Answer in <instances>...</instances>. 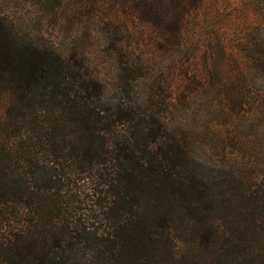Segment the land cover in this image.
Masks as SVG:
<instances>
[{"label":"trees","instance_id":"1","mask_svg":"<svg viewBox=\"0 0 264 264\" xmlns=\"http://www.w3.org/2000/svg\"><path fill=\"white\" fill-rule=\"evenodd\" d=\"M65 1L38 4L54 18ZM124 1L180 48L203 2ZM245 3L258 22L242 77L211 67L219 105L200 97L196 131L125 50L109 85L0 15V264H264V0ZM208 41L210 62H227L224 39Z\"/></svg>","mask_w":264,"mask_h":264},{"label":"rangeland","instance_id":"2","mask_svg":"<svg viewBox=\"0 0 264 264\" xmlns=\"http://www.w3.org/2000/svg\"><path fill=\"white\" fill-rule=\"evenodd\" d=\"M128 5L124 0H67L53 18L44 16L38 0H0V15L20 33L51 45L63 57L77 56L94 78L109 85L117 80L118 67L124 65V60L120 62L118 58L122 55L120 51L125 50L142 64V83L158 86L160 95H163L161 87L168 83L175 123L193 131L202 130L201 123L208 121V113L197 107L200 97L219 105L210 98L211 90H206L211 67L216 66L220 79L240 81L242 69L237 63L243 35L248 24L258 22L257 16L245 0H203L182 31L183 48H180L159 41L160 34L135 17ZM217 37L224 39L229 53L227 62L219 64L210 62L208 57V40ZM189 82H196L198 87L189 94L192 99L188 104L179 99L188 94ZM7 230L0 224V236ZM182 246L190 260L195 246L188 242Z\"/></svg>","mask_w":264,"mask_h":264}]
</instances>
